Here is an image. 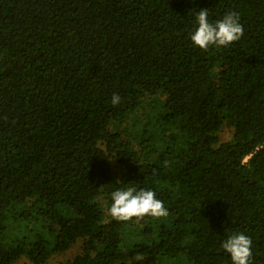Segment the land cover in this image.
I'll return each instance as SVG.
<instances>
[{"label": "trees", "instance_id": "trees-1", "mask_svg": "<svg viewBox=\"0 0 264 264\" xmlns=\"http://www.w3.org/2000/svg\"><path fill=\"white\" fill-rule=\"evenodd\" d=\"M202 9L243 37L195 46ZM128 188L168 215L114 220ZM241 232L264 264V0H0V264H232Z\"/></svg>", "mask_w": 264, "mask_h": 264}, {"label": "clouds", "instance_id": "clouds-1", "mask_svg": "<svg viewBox=\"0 0 264 264\" xmlns=\"http://www.w3.org/2000/svg\"><path fill=\"white\" fill-rule=\"evenodd\" d=\"M208 10L202 9L196 13L197 27L190 34L195 46L207 51L210 47H227L239 41L244 35L243 25L239 22V14L230 11L214 23L209 22ZM121 102L118 94H113V106ZM112 203L109 208L110 216L116 221H130L133 218L141 219L145 216L161 218L168 215L164 202L157 198L152 190L128 188L111 193ZM220 247L230 254L232 264H251L252 239L244 233L229 235ZM140 259V257H137Z\"/></svg>", "mask_w": 264, "mask_h": 264}, {"label": "rangeland", "instance_id": "rangeland-1", "mask_svg": "<svg viewBox=\"0 0 264 264\" xmlns=\"http://www.w3.org/2000/svg\"><path fill=\"white\" fill-rule=\"evenodd\" d=\"M136 117H139L138 115L132 114L131 118L129 120H124L123 124V128L127 129L128 131L134 126L135 122L137 121ZM113 127V125H112ZM126 134H122L121 140L122 142H129V144H131V142L129 141V139L126 137ZM220 136L222 137L223 140H228L229 138H231L232 136V131L229 127H225L224 130L220 133ZM52 229V227L48 226V229ZM81 247L82 244L81 242H78L75 244V246H73L72 248L68 249L65 252H61V253H54L49 257V260L45 263V264H50L53 263L55 261H59V260H63V259H67V258H71L73 257L76 253H78L79 251H81ZM18 264H35L34 262H32L28 257L26 256H22L19 261Z\"/></svg>", "mask_w": 264, "mask_h": 264}]
</instances>
